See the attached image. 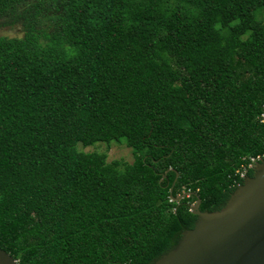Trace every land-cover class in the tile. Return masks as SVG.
<instances>
[{"label": "trees", "instance_id": "16d2710c", "mask_svg": "<svg viewBox=\"0 0 264 264\" xmlns=\"http://www.w3.org/2000/svg\"><path fill=\"white\" fill-rule=\"evenodd\" d=\"M0 20L23 31L0 36L18 264H152L264 161V0H0ZM97 142L133 162L79 150Z\"/></svg>", "mask_w": 264, "mask_h": 264}, {"label": "water", "instance_id": "95a60500", "mask_svg": "<svg viewBox=\"0 0 264 264\" xmlns=\"http://www.w3.org/2000/svg\"><path fill=\"white\" fill-rule=\"evenodd\" d=\"M200 203L197 199L191 207L197 216L194 227L152 264H264V161L220 210L200 211ZM0 264L18 261L0 248Z\"/></svg>", "mask_w": 264, "mask_h": 264}, {"label": "rangeland", "instance_id": "374dc122", "mask_svg": "<svg viewBox=\"0 0 264 264\" xmlns=\"http://www.w3.org/2000/svg\"><path fill=\"white\" fill-rule=\"evenodd\" d=\"M23 31L20 25L10 27L4 26L2 20H0V36H22ZM111 146L107 147L104 142H97L95 144L89 145L88 147H79V150L84 152H106L107 161L111 162L114 160H120L122 162L132 163L133 154L130 148L126 147L124 144H117L111 142Z\"/></svg>", "mask_w": 264, "mask_h": 264}, {"label": "built area", "instance_id": "2783aa9c", "mask_svg": "<svg viewBox=\"0 0 264 264\" xmlns=\"http://www.w3.org/2000/svg\"><path fill=\"white\" fill-rule=\"evenodd\" d=\"M264 114H262V118ZM262 161L261 156L250 157L249 161L246 164H243L241 168L238 170V173L241 178H245L249 169L254 168L255 165Z\"/></svg>", "mask_w": 264, "mask_h": 264}]
</instances>
